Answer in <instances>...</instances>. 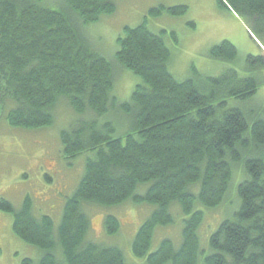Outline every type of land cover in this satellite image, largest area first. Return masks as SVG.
Masks as SVG:
<instances>
[{
  "label": "trees",
  "instance_id": "trees-1",
  "mask_svg": "<svg viewBox=\"0 0 264 264\" xmlns=\"http://www.w3.org/2000/svg\"><path fill=\"white\" fill-rule=\"evenodd\" d=\"M247 24L264 47V0H218ZM115 0H0V111L19 129L52 125L63 101L77 117L61 132L63 151L87 153L84 173L56 227L49 214L35 212L27 195L13 214L15 233L42 252L39 264H264V54L249 55L241 74L228 68L219 76L198 70L178 80L170 70L169 32L146 22L126 27L110 60L93 44L89 30ZM188 6H159L153 14H185ZM176 38V33L172 32ZM207 56L237 62L229 40ZM133 71L138 83L129 101L113 96L117 70ZM124 113L130 129L115 136L114 119ZM243 177L234 184V172ZM235 191L234 205L203 246L199 228L206 209ZM152 207L131 242L130 261L117 243L90 238L93 206L111 209L125 202ZM230 212V213H229ZM180 218V219H179ZM180 237L157 230L176 225ZM108 235L120 220L104 217ZM61 255V256H59ZM23 264H35L25 258Z\"/></svg>",
  "mask_w": 264,
  "mask_h": 264
},
{
  "label": "rangeland",
  "instance_id": "rangeland-1",
  "mask_svg": "<svg viewBox=\"0 0 264 264\" xmlns=\"http://www.w3.org/2000/svg\"><path fill=\"white\" fill-rule=\"evenodd\" d=\"M45 1L60 8V0ZM115 3V12L102 15V19L89 30L94 46L110 60L115 58L118 38L125 34V28L136 27L143 22L154 32L162 29L169 32L166 43L172 52L170 70L178 80L190 78L194 69L207 76H219L228 68H236L241 74H246L242 66L246 57L264 54V47L251 36L248 24L231 9L221 7L218 0H115ZM179 5L188 6L185 14L151 13L155 7ZM172 32L176 33V38ZM224 40L237 47V62H223L207 56L210 48ZM140 82V77L133 71L120 67L113 90L117 103L129 101ZM257 98L264 99V86L259 89ZM122 115L126 116L119 113L114 119L115 136L130 129L129 120L126 121ZM76 117L72 107L63 101L56 107L52 125L19 129L10 126L0 111V200L5 198L19 208L30 195L35 212L51 215L57 227L67 199L81 181L87 158V153L70 157L63 151L61 132L69 128ZM242 177V168L237 167L233 187ZM228 199L232 201L205 210L204 221L199 228L203 246H207L208 236L234 205V188ZM151 209L150 205L130 201L111 209L93 206L88 211L91 217L89 236L97 241L117 243L125 249L130 261L137 262L132 255L131 242ZM107 212H113L120 220L121 228L114 236L108 235L104 227ZM13 219L12 213L0 209V264H23L25 258L39 264L42 252L15 233ZM179 219L174 226L158 229L156 239L171 236L177 240L181 228Z\"/></svg>",
  "mask_w": 264,
  "mask_h": 264
},
{
  "label": "water",
  "instance_id": "water-1",
  "mask_svg": "<svg viewBox=\"0 0 264 264\" xmlns=\"http://www.w3.org/2000/svg\"><path fill=\"white\" fill-rule=\"evenodd\" d=\"M252 37H254L253 34H252Z\"/></svg>",
  "mask_w": 264,
  "mask_h": 264
}]
</instances>
